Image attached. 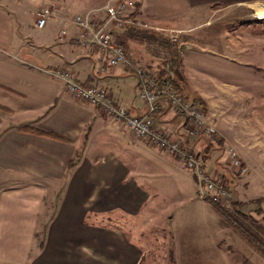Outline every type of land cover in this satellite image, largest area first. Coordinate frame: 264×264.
<instances>
[{"label": "crops", "instance_id": "1", "mask_svg": "<svg viewBox=\"0 0 264 264\" xmlns=\"http://www.w3.org/2000/svg\"><path fill=\"white\" fill-rule=\"evenodd\" d=\"M50 3L58 8L56 16L38 30L34 27L36 13ZM136 4L134 16L140 23L179 31L180 37L220 22L231 28L223 34V48L228 62L237 67L231 71L241 70L242 75L232 74L235 80L230 82L207 81L188 92L182 90L191 101H206L207 106L198 105L205 106L208 113L204 117L215 125L227 146L224 120L213 117L208 100H240L244 95L240 88L264 90V19L253 11L255 6L264 9V0H136ZM73 7L69 0H0V233L30 236V254L25 255L26 240L19 243L23 250L18 255V239L10 238L0 246V264H137L140 254L127 243L123 230L102 223L109 218L136 217L152 202L149 179L148 191L140 184L154 170L140 171L137 162L129 159L133 152L134 157L141 152L169 178L182 182L190 178L196 191L193 176L180 161L155 148L124 143L98 107L75 100L53 78V70L70 67L77 81L86 87H105L114 104L126 108L131 116L145 113L137 79L131 73L107 66L99 53L71 45L78 34L71 24L74 15L89 13L101 18L103 7L82 13L71 12ZM237 24L244 27L235 28ZM47 27L50 32L44 33ZM61 28L67 36L59 42L56 37ZM119 31L115 29V39ZM198 38L219 45L213 35ZM189 46L184 41L179 50ZM136 60L145 64L144 59ZM254 99L264 103V91ZM160 105L153 117L156 130L202 151L207 172L216 175L214 170L225 163L216 144L187 137L184 119L165 100ZM257 118L262 133L256 135V148L250 145L253 137L248 124L242 135L245 145L256 152L259 177L264 174V118Z\"/></svg>", "mask_w": 264, "mask_h": 264}, {"label": "rangeland", "instance_id": "2", "mask_svg": "<svg viewBox=\"0 0 264 264\" xmlns=\"http://www.w3.org/2000/svg\"><path fill=\"white\" fill-rule=\"evenodd\" d=\"M114 1L69 0L74 6L71 12L75 11L76 13L85 12L87 9L101 8V6L105 7ZM46 6H54L58 9L55 4L50 3L42 6L40 10ZM255 7H253L254 14L258 16V19H264V9ZM239 26L244 27L240 24L234 25L235 28ZM50 28L47 27L44 33L50 32ZM229 31L231 28L225 22H220L199 29L197 33L183 34L178 42L172 43L163 32H155L145 29L143 26H130L120 30L116 39L124 45L135 61H137L136 58L138 61L144 59L148 66H160L166 61H170V64L173 61L177 62L180 65L178 67L179 74L176 78L177 84L181 91L186 90L188 92L187 89H192L195 84L201 85L207 81L210 83L213 81L214 84L215 82L221 83V81L230 82L235 80L232 79V74L239 76L241 72L242 75L241 70L239 72L231 71L237 67L228 62L229 57L223 48L226 41V36L223 34L229 33ZM197 35H213L214 39L219 41V45L215 44L216 42L213 43V40L211 42L201 41L199 38L196 40ZM129 37L132 41L126 42L125 40ZM184 41L192 46L181 51L179 46ZM240 68L241 66H239ZM180 75L182 78L184 77L183 81L185 79V89ZM259 76L263 77L261 73ZM240 89L245 95H243L244 98L241 97L244 100L241 98L240 100H208L213 106V117H220L224 120L222 122L224 135L229 137L230 143H226L227 146L222 144L225 139L216 130L215 125L214 128L217 133L210 140L203 141L216 144L217 150L221 151L218 156L225 158L224 165L220 169L214 170L216 175H213V171L207 172L205 164V171L208 175L225 182L226 194L218 202L219 206L233 214L238 220H243L244 225H247L249 229L246 226L241 228L240 225H236L237 222L234 224L232 221L231 223L224 221L210 204L206 203L205 200L201 201L196 198L197 186L194 192L190 178L187 177L183 182L179 179L177 181V177L169 178L166 173L162 172L163 169L160 171L154 163L149 164L147 157L138 150L140 153L134 157L133 152L129 159L137 162L140 171H144L146 174L148 167L150 170H154L150 173V178L147 174L144 183L142 181L143 184H140L147 187L149 179V187L154 190L151 197L152 202L147 203L143 211L136 217L122 216L120 220L109 218L102 221L108 227L123 230L127 243L137 248L140 254V260L137 264H264V174L258 177L256 152H251L253 149L249 148L250 145H255L254 148H256V135L259 132L262 133L257 129L258 123L262 124L257 117L264 118V103L263 100H255L254 98L260 97L264 90ZM198 101H195L196 104H199L201 99ZM205 102L201 103L207 106L208 104ZM205 106L202 107L204 115L208 113ZM111 122L116 127V131L121 134L124 143L137 144L142 148H153L147 140L136 138L120 124ZM246 124H248L246 128L249 129L254 143H249L248 146L245 145L247 144L245 135L244 137L242 135V130H247L245 129ZM262 140L264 143V138ZM229 146L238 151L242 162L247 165V175L240 176L237 171L231 168L230 161L224 156ZM126 149L125 154L129 150L127 147ZM165 154L171 159H175V157ZM245 157L250 160L251 164L247 159L244 160ZM146 189L148 191V187ZM259 225L260 227L263 226L261 234L255 230ZM252 231L255 234L259 232L257 238L261 243L260 249L253 242V239L257 240V238ZM10 238L15 242L18 239V247L20 242L26 240L24 243L25 255L30 254L27 244V241H30L29 233H0V246L4 245ZM15 242L13 245L16 246ZM22 250L23 248H18V255Z\"/></svg>", "mask_w": 264, "mask_h": 264}, {"label": "built area", "instance_id": "3", "mask_svg": "<svg viewBox=\"0 0 264 264\" xmlns=\"http://www.w3.org/2000/svg\"><path fill=\"white\" fill-rule=\"evenodd\" d=\"M136 0H115L103 7L105 16L92 18L90 14H75L72 25L78 34L71 41L73 48L90 50L99 53L106 65L119 66L137 79V92L145 113L142 116H131L124 107L114 104L113 96L105 87L84 86L77 78L72 68L60 67L51 72L53 78L64 85V91L75 100H81L98 107L105 118L114 121L136 138L148 141V144L157 150H162L180 161L185 170L190 172L197 186V199L217 203L226 194V185L223 180L213 178L205 171V158L202 151H196L185 141L172 140L166 133L156 130L153 117L159 113L160 102H166L176 115L184 119L185 135L191 139L210 140L217 131L203 115L201 106L187 98L179 89L170 61L160 66L141 65L132 58L124 45L114 38V31L126 27L139 26L153 31L163 32L172 43L178 42L179 31L167 30L138 22L134 16ZM55 7H44L36 14L34 27L43 30L48 20L54 19ZM66 36V30L61 28L56 40ZM177 84V85H176ZM226 157L231 163V168L240 176L248 173L247 165L242 162L238 152L233 147H228Z\"/></svg>", "mask_w": 264, "mask_h": 264}, {"label": "trees", "instance_id": "4", "mask_svg": "<svg viewBox=\"0 0 264 264\" xmlns=\"http://www.w3.org/2000/svg\"><path fill=\"white\" fill-rule=\"evenodd\" d=\"M136 7H138V5L135 3V7H134V8H136ZM133 36H136V35H133ZM172 64H173L172 67H173V70H174V75H175V77L177 78V77H178V74H179V72H178L179 64H177V62H175V61H173ZM176 83H177V80H176ZM176 85H177V84H176ZM216 178H217V177H216ZM216 178H215V179H216ZM206 203L210 204V205L214 208V211H215V212H218V213H219V216H220L224 221H228V222H230V223H231V221H232V222H234V224H236V222H237L236 225H240L241 228H243V226H246V228L249 229V227H248L247 225H244L243 220H242V221H241V220H238V218L235 217L233 214H230V213L227 212L225 209H223L221 206H219L218 202H217V203L206 202ZM255 230H258V231L260 232V234H261V233L263 232V226L261 225V227H260V225H259V227L257 226V229H255ZM259 232H257V233L255 234V233L252 231V233L255 234V237H256V238H257V235H259ZM258 239H259V238H257V240H256V239H253V242H255L257 248L260 249L259 247H261V243H260V240H258ZM260 251H261V250H260Z\"/></svg>", "mask_w": 264, "mask_h": 264}]
</instances>
